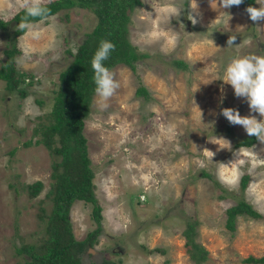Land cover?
Returning a JSON list of instances; mask_svg holds the SVG:
<instances>
[{"label": "rangeland", "instance_id": "obj_1", "mask_svg": "<svg viewBox=\"0 0 264 264\" xmlns=\"http://www.w3.org/2000/svg\"><path fill=\"white\" fill-rule=\"evenodd\" d=\"M139 1L128 11L127 39L141 56L134 60V69L121 62L109 68L120 87L103 110L94 92L83 120L93 191L101 207L100 231L92 250L83 254V263L108 259L116 264H253L241 258L264 254V165L252 167L249 160L235 182H222L220 162L234 157L227 150L217 151L218 146L209 141L224 137L233 151L251 150L255 145L253 150L264 158V144L257 140L250 146L233 147L246 132L220 114L221 108L250 114L246 101L237 98L222 78L231 58L264 55V21L254 24L243 5L224 10L231 16L228 21L215 0H197L200 15L193 25L187 19V0H173L184 12L157 28L149 12L154 18L170 0ZM252 7H259L256 0ZM14 11L0 18L7 20ZM216 17L218 22L211 24ZM95 22L96 16L86 8L58 10L41 22L55 25L51 49L30 58L23 57L22 46L40 49L49 35L40 41L18 39L22 34L13 38L19 49L12 57L15 67L30 71L33 77L25 85L24 96L7 91L0 80V264H19L23 256L15 247L36 242L43 231L44 220L36 212L50 180L51 158L43 144L23 142L34 138V126L48 121L58 71L71 60L76 45ZM12 28L10 24L0 28V63L7 58L3 49L11 43ZM151 32L159 35L148 39L144 34ZM173 34L178 36L174 47L168 43ZM229 36L236 37L234 46L227 47ZM138 83L146 87L147 97L135 94ZM193 101L202 111L201 120ZM252 115L259 119L258 114ZM205 148L216 152L212 161L205 157ZM243 173L248 180L240 189ZM35 179L41 180L42 188L29 197L25 184ZM240 198L261 217L238 215L234 230L229 231L224 209ZM42 204L48 207L49 202ZM90 209L91 204L83 200L70 204L68 217L76 239L95 227ZM187 221L195 224L196 240L206 249L199 263L185 251L181 230Z\"/></svg>", "mask_w": 264, "mask_h": 264}, {"label": "trees", "instance_id": "obj_2", "mask_svg": "<svg viewBox=\"0 0 264 264\" xmlns=\"http://www.w3.org/2000/svg\"><path fill=\"white\" fill-rule=\"evenodd\" d=\"M139 0H47L46 6L51 15L62 8L72 6L91 10L96 16L93 27L85 32L82 40L72 52L71 60L58 71L56 88L48 112V121L38 123L32 128L34 138L25 140L27 146L43 144L50 155V180L38 199L37 216L44 220L43 231L36 242H23L15 247V251L23 256L19 264H84L83 254L92 247L95 235L100 231L101 207L93 191L92 169L87 155L86 138L82 133L83 120L89 113V104L94 93L92 82L93 71L91 59L93 58L102 40L115 45L109 58L104 61L110 68L116 63H124L134 69V60L141 56L127 39V24L130 11ZM254 0H243L244 9L253 5ZM22 10L14 11L9 19L0 18V28L13 26L11 43L3 52L7 58L0 63V80L3 81L7 91L15 90L20 96L26 93L25 85L32 82L33 74L28 70H19L12 59L15 47L14 36L22 34L16 31V26L23 17ZM176 64L184 66L179 59ZM28 77L27 81L25 78ZM24 84V85H23ZM136 95L147 97V89L141 83L135 88ZM256 141L255 137L247 134L240 136L233 142V147L250 146ZM248 175L243 173L239 177V188H244ZM42 188L39 179L25 184L29 197L37 195ZM79 199L91 204L90 217L95 227L88 230L83 238L76 239L72 233L68 217L69 207L73 200ZM48 200L46 207L42 202ZM224 225L229 231L235 228L238 215L251 218H260L261 214L250 203L240 198L224 209ZM196 226L187 221L181 230L184 238L185 251L191 261L199 263L206 257L205 247L196 240ZM155 251H161L154 247ZM89 254V253H88ZM242 262L264 264V254H248L241 258ZM100 264H116L112 260L102 259Z\"/></svg>", "mask_w": 264, "mask_h": 264}, {"label": "clouds", "instance_id": "obj_3", "mask_svg": "<svg viewBox=\"0 0 264 264\" xmlns=\"http://www.w3.org/2000/svg\"><path fill=\"white\" fill-rule=\"evenodd\" d=\"M188 8L187 19L193 24L198 23L197 17L200 15L197 0H187ZM243 0H215L217 9L220 10V15H226L228 21L231 16L224 10L233 6H239ZM259 7L248 6L245 9L249 19L257 24L264 21V0H256ZM16 9L24 12L23 17L16 26V31L22 33L18 39L27 38L30 41H40L45 34L49 35L48 43L44 44L40 49L34 48L31 44L22 46V55L25 58H30L33 54L39 52L44 54L51 49L54 38L56 36V28L53 24L42 26L41 22L47 21L51 15V10L46 6L45 0H0V15L9 14L10 10ZM184 9L177 7L173 0L162 7L159 13L153 18L149 12V17L158 28L161 23H169L172 19H178ZM216 17L212 23H217ZM148 39L156 38L159 33L151 32L144 34ZM178 36L173 34L169 37L168 43L175 46ZM235 36H229L226 44L227 47L234 46ZM212 45L214 42L209 41ZM115 50V45L107 40H102L91 59V69L93 71L92 82L94 84V92L98 106L103 110L108 107L107 101L115 94L120 87L119 82L115 79V74L105 66L106 61L111 52ZM2 58V57H0ZM222 81L230 85L234 95L237 98H243L249 108V115L242 116L238 110L234 108H221L220 114L226 118L231 125L241 126L249 137H255L260 144H264V55L255 53L237 56L231 58L224 68ZM196 91V90H195ZM223 91V88H221ZM194 105L195 102L193 101ZM199 112L200 120L202 119V111L195 105ZM258 114L259 119L256 115ZM217 145V151L227 150L232 152L234 159L227 163L220 162L219 179L222 182H235L238 178L239 170L242 166L251 160L252 167L264 165V158L253 150L237 149L233 151L231 142L224 137H216L214 141H209ZM205 157L212 161L216 152L207 148L203 149Z\"/></svg>", "mask_w": 264, "mask_h": 264}, {"label": "water", "instance_id": "obj_4", "mask_svg": "<svg viewBox=\"0 0 264 264\" xmlns=\"http://www.w3.org/2000/svg\"><path fill=\"white\" fill-rule=\"evenodd\" d=\"M88 249L92 250L90 247Z\"/></svg>", "mask_w": 264, "mask_h": 264}]
</instances>
